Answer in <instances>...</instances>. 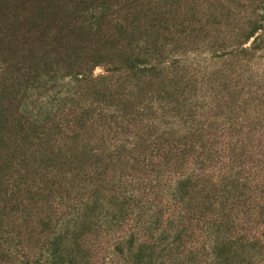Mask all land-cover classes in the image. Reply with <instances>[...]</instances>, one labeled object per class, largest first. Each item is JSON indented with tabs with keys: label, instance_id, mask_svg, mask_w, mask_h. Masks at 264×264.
Returning <instances> with one entry per match:
<instances>
[{
	"label": "rangeland",
	"instance_id": "374dc122",
	"mask_svg": "<svg viewBox=\"0 0 264 264\" xmlns=\"http://www.w3.org/2000/svg\"><path fill=\"white\" fill-rule=\"evenodd\" d=\"M0 264H264V0H0Z\"/></svg>",
	"mask_w": 264,
	"mask_h": 264
}]
</instances>
